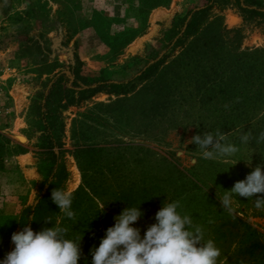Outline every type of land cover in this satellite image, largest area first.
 <instances>
[{"label":"rangeland","instance_id":"1","mask_svg":"<svg viewBox=\"0 0 264 264\" xmlns=\"http://www.w3.org/2000/svg\"><path fill=\"white\" fill-rule=\"evenodd\" d=\"M201 2L0 0V260L14 249L11 236L19 232L22 211L32 204L42 181L37 154L38 123L30 114L29 107L46 76L41 72L39 55L33 46L23 41L24 34L48 47L45 61L56 64L57 70L67 71L70 66L78 64L84 76L95 77L103 73L110 79L122 80L132 74L144 59L156 55L160 46L157 40L174 18ZM213 18L219 19L227 30L239 31L238 52L258 50L264 53L263 24L237 9L232 0H216L207 21ZM116 98L121 96L97 93L62 112L63 163L67 174L63 190L73 192L80 185V173L70 155L71 120L95 103H108ZM212 107L214 112H210L211 109L202 113L209 107L202 110L194 100L173 105L154 123L147 139L139 134L137 125L135 133L116 137L125 143L143 140L159 154L177 159L180 169L190 170L191 166L199 163L200 168L196 172L204 183V192L188 185L184 188L174 186V196H167L132 226L139 228L143 237L147 228L156 223L155 214L163 204L179 201L181 207L178 212L192 216L194 223L202 227L204 240H213L220 250L217 264H264V208L254 206L256 197L246 199L233 194V212L230 214L220 202L225 191H230L237 181L244 180L256 166H261L264 171V152L241 142L235 146L238 151L232 156L203 158L191 139L208 131L213 134L221 131L222 107L217 102ZM249 108L256 116V127L264 132V105L254 103ZM235 132L242 135V132ZM222 143L235 145L231 138ZM127 160L128 165L120 169L126 177L134 174L136 166L133 159ZM171 190L166 188L169 194ZM95 207L102 209L99 201L95 202ZM125 208L122 203L109 201L106 204L107 228L114 225V217ZM97 216L98 223L96 221L90 247L83 257L87 264H91L90 249L98 247L105 236L106 230H99L103 214Z\"/></svg>","mask_w":264,"mask_h":264},{"label":"trees","instance_id":"2","mask_svg":"<svg viewBox=\"0 0 264 264\" xmlns=\"http://www.w3.org/2000/svg\"><path fill=\"white\" fill-rule=\"evenodd\" d=\"M215 1L202 0L174 18L157 40L160 46L156 55L144 59L122 80L103 73L84 76L78 64L67 71L57 70L56 64L45 61L48 47L24 34L23 41L33 46L42 61L40 68L46 79L29 107L38 123L42 181L32 204L22 211L19 231L25 226L34 232L45 227H66L67 238L83 236L78 264H87L83 257L90 247L98 214H103L99 230L107 228L104 212L109 201L140 207L144 216L167 196H174L176 185L204 192V183L196 172L199 163L190 167L192 172L180 169L177 159L159 154L143 140L125 143L116 139L135 133L136 125L147 139L154 123L173 105L194 100L202 110L209 107L205 113L211 109L214 112L212 105L217 102L222 107L221 132L227 134L226 139L231 138L238 146L241 134L235 131L250 133L247 145L264 152V141L258 142L262 131L256 127V116L249 108L254 103L264 105V53L238 52L239 31L227 30L217 18L207 21ZM232 4L264 26V0H232ZM97 93L121 98L95 103L70 122V155L80 173V185L71 192V208L76 214L73 220L51 198L55 188L63 190L67 177L61 114ZM126 155L136 163L134 174L128 177L120 170L128 165ZM166 188H172L171 194ZM96 201L102 205L101 210L94 208ZM45 219L51 222L45 223Z\"/></svg>","mask_w":264,"mask_h":264},{"label":"clouds","instance_id":"3","mask_svg":"<svg viewBox=\"0 0 264 264\" xmlns=\"http://www.w3.org/2000/svg\"><path fill=\"white\" fill-rule=\"evenodd\" d=\"M227 108L228 105H225ZM227 134L217 130L195 135L191 142L196 144L205 159L229 157L238 148L222 143ZM250 133L241 135V141L247 143ZM264 141V132L258 142ZM233 194L246 199L256 197L254 206L264 208V171L256 166L244 180L237 181L230 191L220 199L221 206L230 214L233 212L231 201ZM52 201L69 219H75L72 210L71 192L55 188L51 193ZM180 202L163 204L155 214L156 223L151 224L143 237L141 230L132 225L142 216L140 207H126L114 217V225L108 227L99 246L90 249L91 264H217L221 252L211 239L204 240L203 229L195 224L192 216L178 212ZM45 223L51 222L45 219ZM66 227H45L34 232L25 226L14 232L11 241L14 249L7 253L0 264H78L82 256L83 236L68 237Z\"/></svg>","mask_w":264,"mask_h":264}]
</instances>
